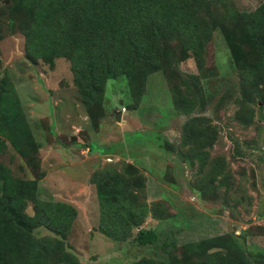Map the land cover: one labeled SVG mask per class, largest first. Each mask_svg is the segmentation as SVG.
I'll list each match as a JSON object with an SVG mask.
<instances>
[{
    "label": "rangeland",
    "instance_id": "obj_1",
    "mask_svg": "<svg viewBox=\"0 0 264 264\" xmlns=\"http://www.w3.org/2000/svg\"><path fill=\"white\" fill-rule=\"evenodd\" d=\"M262 2L224 0L221 12H250ZM7 5L13 11L10 0H0V80L13 83L37 150L32 159L22 157L0 136V166L15 178L36 179L39 198L75 207L77 215L63 239L65 251L81 264H129L160 253L131 241L116 243L97 229L99 201L91 173L108 161L133 162L146 178V201L158 203L159 213L171 214L170 223L148 215L143 224L156 226L162 240L175 241L172 250L177 256L188 243L229 235L254 264H264V104L241 94L238 72L214 13L220 9L210 5L209 13L194 16L196 24L210 30L201 68L191 54L175 63L181 76L199 77L207 99L204 109L194 114L209 117L216 132L213 144L206 146L209 166L200 172L198 162L188 156L191 146L183 149L185 155L178 152L187 116L175 108L161 70L147 76L136 105L124 76L108 79L101 119L93 124L73 84L70 62L60 57L50 66L42 59L27 60L22 34L6 28ZM168 47L176 53L180 41H170ZM198 145L203 147L201 141ZM220 180L223 185L218 186ZM26 211L33 213L31 203ZM34 234L54 236L43 226Z\"/></svg>",
    "mask_w": 264,
    "mask_h": 264
},
{
    "label": "trees",
    "instance_id": "obj_2",
    "mask_svg": "<svg viewBox=\"0 0 264 264\" xmlns=\"http://www.w3.org/2000/svg\"><path fill=\"white\" fill-rule=\"evenodd\" d=\"M10 1L13 11L7 5L5 25L9 32L22 34L26 59L31 63L42 59L50 66L55 58L67 59L93 124L101 119L108 79L124 76L136 105L147 76L161 70L175 108L187 116L178 152L181 149L185 155L183 149L191 146L188 156L198 162L200 172L209 166L206 146L213 144L216 132L209 117L194 114L204 109L207 99L199 77L181 76L175 67L188 54L198 68L202 66L210 30L194 22L197 12L209 13L210 5L220 9L214 13L238 72L241 94L247 101L264 104V2L250 12L230 8L221 12L224 0ZM2 30L0 25V40ZM173 40L181 45L176 53L168 47ZM0 136L22 157L32 159L37 150L15 87L7 78L0 80ZM90 182L99 201L100 233L116 243L131 241L160 251L129 264H254L229 235L188 243L177 256L172 250L175 241L162 240L156 226L143 224L148 215L170 223L171 214L159 213L158 203L146 201V178L133 163L108 161L93 170ZM217 185H223L222 180ZM37 193L36 179L15 178L0 166V264H81L63 244L77 210L66 202L43 200ZM29 203L32 214L26 211ZM39 226L54 236H36L34 229Z\"/></svg>",
    "mask_w": 264,
    "mask_h": 264
},
{
    "label": "water",
    "instance_id": "obj_3",
    "mask_svg": "<svg viewBox=\"0 0 264 264\" xmlns=\"http://www.w3.org/2000/svg\"><path fill=\"white\" fill-rule=\"evenodd\" d=\"M121 114H122V112L121 111H119V112H117L116 114H115V119L117 120V121H120L121 120ZM72 139L74 140L75 139V137H72ZM110 158H112L113 156H109Z\"/></svg>",
    "mask_w": 264,
    "mask_h": 264
},
{
    "label": "crops",
    "instance_id": "obj_4",
    "mask_svg": "<svg viewBox=\"0 0 264 264\" xmlns=\"http://www.w3.org/2000/svg\"><path fill=\"white\" fill-rule=\"evenodd\" d=\"M130 163H133V162H130ZM134 164V163H133ZM146 185H147V182H146Z\"/></svg>",
    "mask_w": 264,
    "mask_h": 264
}]
</instances>
